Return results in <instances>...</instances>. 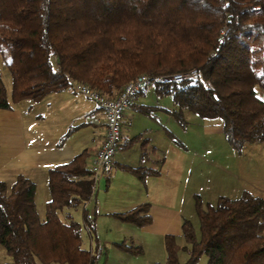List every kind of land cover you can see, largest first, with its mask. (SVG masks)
Segmentation results:
<instances>
[{"label": "trees", "instance_id": "16d2710c", "mask_svg": "<svg viewBox=\"0 0 264 264\" xmlns=\"http://www.w3.org/2000/svg\"><path fill=\"white\" fill-rule=\"evenodd\" d=\"M0 56L11 76L9 99L0 73V109L41 101L73 83L116 98L141 75L194 72L182 83L153 87L172 96L175 120L186 128L188 111L220 120L238 151L264 143V0H0ZM153 109L147 106L145 114ZM90 156L83 151L49 170L43 217L32 180L18 175L11 187L0 181V244L12 264H98L100 247L85 248L82 234L83 224L94 229L85 206L95 194ZM131 172L141 179L158 174L143 167ZM194 202L199 233L185 219L184 246L166 236L167 264H197L203 257L205 264H264V198L246 191L214 204L195 195ZM81 207L83 224L74 217ZM116 216L139 227L152 221L148 205Z\"/></svg>", "mask_w": 264, "mask_h": 264}, {"label": "crops", "instance_id": "0c3cea01", "mask_svg": "<svg viewBox=\"0 0 264 264\" xmlns=\"http://www.w3.org/2000/svg\"><path fill=\"white\" fill-rule=\"evenodd\" d=\"M80 95L66 90L38 102L23 100L9 110L0 109V181L11 187L18 175L32 180L37 187L35 200L40 216L51 199L49 170L83 151L92 156L104 133L105 118L98 105ZM147 106L154 107L150 114H145ZM175 109L172 96H159L152 88L136 96L125 112V136L114 159L113 174L100 181L86 203L89 208L95 200L90 209L94 229L91 233L86 228L83 244L92 250L94 245L100 247L98 264H167L166 236H175L180 246L185 244L183 221L192 222L194 197L202 194L195 187L188 191V178L180 176L183 150L169 136L175 125L182 127L173 116ZM204 121L207 130L223 132L221 123ZM137 167L157 170L158 174L141 179L131 172ZM141 205L149 206L152 221L148 226L139 227L116 216ZM121 243L143 252L137 255L121 249L117 246ZM185 260L181 256V261Z\"/></svg>", "mask_w": 264, "mask_h": 264}, {"label": "rangeland", "instance_id": "374dc122", "mask_svg": "<svg viewBox=\"0 0 264 264\" xmlns=\"http://www.w3.org/2000/svg\"><path fill=\"white\" fill-rule=\"evenodd\" d=\"M0 73L10 96L11 76L1 56ZM184 116L188 126L183 128L175 123L177 125H175L176 128H173V134L182 145L180 147L183 150L181 154L183 165L180 176L183 180L188 178L187 190H193L195 187L203 195L201 198L205 204H214L221 196L238 198L246 191L254 196L264 198V143H252L240 151L235 150L228 143L222 131L213 128L207 130L203 126L202 122L204 123L205 119L189 111L185 112ZM211 122L213 124L221 123L220 120ZM169 128L168 126L167 129ZM103 190V187L99 189L100 192ZM42 199V190L40 189L39 200L42 201ZM94 206L95 200L89 209ZM41 214L43 217L44 212ZM74 217L83 224L82 207L74 211ZM192 224L199 233V218L194 208H192ZM85 232L86 226L83 224V237ZM83 245L86 247V244ZM95 247L96 245L93 246V249ZM181 256L186 258L184 252H181ZM206 260V257H203L197 264H205ZM0 264H12L11 257L1 244Z\"/></svg>", "mask_w": 264, "mask_h": 264}, {"label": "built area", "instance_id": "2783aa9c", "mask_svg": "<svg viewBox=\"0 0 264 264\" xmlns=\"http://www.w3.org/2000/svg\"><path fill=\"white\" fill-rule=\"evenodd\" d=\"M194 75V72L177 73L159 78L141 75L127 83L116 98H108L102 93L91 89L88 85L73 83L69 90L96 102L105 118L104 133L99 147L88 160V169L93 177L94 191H96L102 179H107L113 174L114 159L125 136L123 123L125 112L132 106L137 94L153 88L158 81L167 80L172 83H182L192 79Z\"/></svg>", "mask_w": 264, "mask_h": 264}]
</instances>
